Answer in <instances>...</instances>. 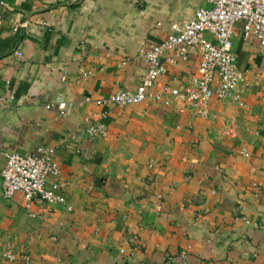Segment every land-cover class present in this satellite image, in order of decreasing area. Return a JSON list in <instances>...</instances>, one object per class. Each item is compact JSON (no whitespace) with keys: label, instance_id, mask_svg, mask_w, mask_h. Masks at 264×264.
<instances>
[{"label":"crops","instance_id":"obj_1","mask_svg":"<svg viewBox=\"0 0 264 264\" xmlns=\"http://www.w3.org/2000/svg\"><path fill=\"white\" fill-rule=\"evenodd\" d=\"M206 4L0 0V173L7 152L53 147L66 196L27 208L21 193L3 197L0 176V264H264L259 38L233 28L240 104L107 101L134 90L143 51ZM200 60L191 47L158 81L180 86ZM94 123L105 130L89 133Z\"/></svg>","mask_w":264,"mask_h":264},{"label":"built area","instance_id":"obj_2","mask_svg":"<svg viewBox=\"0 0 264 264\" xmlns=\"http://www.w3.org/2000/svg\"><path fill=\"white\" fill-rule=\"evenodd\" d=\"M191 19L171 24V33L162 42L143 51L147 72L134 90L119 88L108 102L126 106L146 101L166 105L174 103L200 108L205 114L213 99H230L242 103L244 78L233 51V28L239 21L244 29L259 38L264 46V0H206ZM17 30V28H14ZM191 47L197 48L201 60L197 70L180 86L160 83L170 64L185 59ZM88 72H83L87 76ZM102 124L88 127L89 133L103 132ZM1 170L2 194L6 199L21 193L30 208L34 201L64 203L65 182L53 147L41 145L28 154L7 152ZM31 214V213H30Z\"/></svg>","mask_w":264,"mask_h":264}]
</instances>
